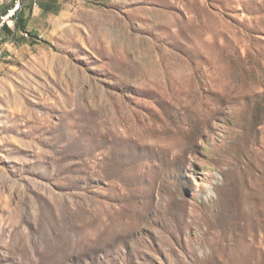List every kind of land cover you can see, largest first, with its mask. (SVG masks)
I'll return each mask as SVG.
<instances>
[{"label":"rangeland","instance_id":"rangeland-1","mask_svg":"<svg viewBox=\"0 0 264 264\" xmlns=\"http://www.w3.org/2000/svg\"><path fill=\"white\" fill-rule=\"evenodd\" d=\"M22 3L0 264H264V0Z\"/></svg>","mask_w":264,"mask_h":264},{"label":"built area","instance_id":"built-area-1","mask_svg":"<svg viewBox=\"0 0 264 264\" xmlns=\"http://www.w3.org/2000/svg\"><path fill=\"white\" fill-rule=\"evenodd\" d=\"M23 9V3L21 0V4L18 5L15 11L10 13H0V36L4 35V30L6 27L13 28L18 20L19 13Z\"/></svg>","mask_w":264,"mask_h":264},{"label":"crops","instance_id":"crops-1","mask_svg":"<svg viewBox=\"0 0 264 264\" xmlns=\"http://www.w3.org/2000/svg\"><path fill=\"white\" fill-rule=\"evenodd\" d=\"M34 4L36 5V3L34 2ZM47 6V4L46 3H40V7L39 8H45ZM41 14V12H39L38 11V9H37V7H35L34 8V10H33V12H32V18L35 16V15H37V14ZM21 17V18H20ZM19 18L21 19V21L20 20H18V22H20V24H29L30 23V21H31V19H29V17H27L26 18V13L24 12V10L22 11V13H21V16H20ZM18 18V19H19ZM23 19V20H22ZM29 19V20H28ZM17 22V23H18ZM20 24H17L18 26L17 27H19L18 29H20ZM12 32V33H11ZM11 33V34H10ZM15 34V31H12V30H10V28L9 27H6V29L4 30V35L5 36H8L9 38H10V36H13L14 34Z\"/></svg>","mask_w":264,"mask_h":264},{"label":"bare ground","instance_id":"bare-ground-1","mask_svg":"<svg viewBox=\"0 0 264 264\" xmlns=\"http://www.w3.org/2000/svg\"><path fill=\"white\" fill-rule=\"evenodd\" d=\"M21 4V0H16V2H15V4L13 5V6H11V7H9L4 13H10V12H13V11H15L16 10V8L18 7V5H20ZM17 26V25H16ZM15 30V29H14ZM12 33V32H11ZM10 33V34H11ZM14 34V33H13ZM5 40V39H4ZM9 40V39H8ZM12 41V40H11ZM12 43H14V42H12ZM8 45V44H7ZM3 47H4V45H1L0 46V52L3 50ZM246 226V225H245ZM243 227H244V225H243ZM246 228V227H245ZM246 230V229H245ZM243 232H245V231H243ZM243 232H241V233H243ZM245 233H247V232H245ZM240 236H241V234H240ZM243 236V235H242ZM243 238V237H242Z\"/></svg>","mask_w":264,"mask_h":264}]
</instances>
